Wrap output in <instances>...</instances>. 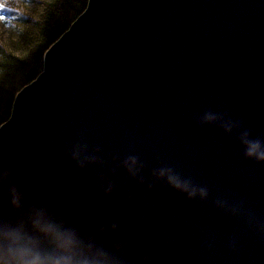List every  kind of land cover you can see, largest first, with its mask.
<instances>
[{
    "label": "water",
    "instance_id": "1",
    "mask_svg": "<svg viewBox=\"0 0 264 264\" xmlns=\"http://www.w3.org/2000/svg\"><path fill=\"white\" fill-rule=\"evenodd\" d=\"M206 111L241 125L197 123ZM244 129L264 139V0H88L15 95L0 163L86 228L119 223L133 264L146 250L153 264H264V163L244 157ZM79 141L100 148L84 169L66 151ZM166 166L207 198L153 175Z\"/></svg>",
    "mask_w": 264,
    "mask_h": 264
},
{
    "label": "clouds",
    "instance_id": "2",
    "mask_svg": "<svg viewBox=\"0 0 264 264\" xmlns=\"http://www.w3.org/2000/svg\"><path fill=\"white\" fill-rule=\"evenodd\" d=\"M221 119H224L221 114L206 111L197 118V123ZM240 125V121L231 119H224L223 123L226 132ZM239 139L246 159L264 163V139L253 138L247 129L241 131ZM66 151L84 169L98 161L96 152L100 148L90 151L86 142L79 141ZM123 167L131 177L145 182L137 156H128ZM19 174L16 161L6 159L0 163V188L7 191L6 204L0 206V264H133L128 234L119 223L112 221L96 229L86 228L41 190L22 186ZM153 175L190 199H206L209 194L206 186L194 183L172 167L155 169ZM98 183L105 195L116 189V184L103 176L98 177ZM136 264H153L150 252L146 250Z\"/></svg>",
    "mask_w": 264,
    "mask_h": 264
},
{
    "label": "trees",
    "instance_id": "3",
    "mask_svg": "<svg viewBox=\"0 0 264 264\" xmlns=\"http://www.w3.org/2000/svg\"><path fill=\"white\" fill-rule=\"evenodd\" d=\"M87 1L56 0L19 45L0 43V125L9 118L17 92L42 71L46 50L83 12Z\"/></svg>",
    "mask_w": 264,
    "mask_h": 264
},
{
    "label": "rangeland",
    "instance_id": "4",
    "mask_svg": "<svg viewBox=\"0 0 264 264\" xmlns=\"http://www.w3.org/2000/svg\"><path fill=\"white\" fill-rule=\"evenodd\" d=\"M56 0H0V43L5 47L20 44L41 20L45 8Z\"/></svg>",
    "mask_w": 264,
    "mask_h": 264
}]
</instances>
